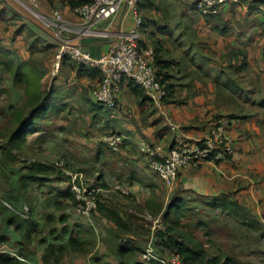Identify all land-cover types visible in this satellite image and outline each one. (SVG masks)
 <instances>
[{"label": "crops", "instance_id": "obj_1", "mask_svg": "<svg viewBox=\"0 0 264 264\" xmlns=\"http://www.w3.org/2000/svg\"><path fill=\"white\" fill-rule=\"evenodd\" d=\"M73 1L76 0H39V12L51 16L53 11H60L67 28L62 37L73 40L94 57L102 56L115 37H80L78 29L81 20L73 11ZM254 1L227 2L216 17L201 15L188 0L142 1L139 4L144 20L141 43L155 46L158 50L161 71L170 86L168 102L158 107L141 89L125 81L116 112L108 109V118L103 119L100 115L103 108L94 105L90 97L92 88L100 82L101 74H97V71L96 76L80 74L77 64L70 61L64 63L62 58H50L43 62L41 68L37 66L45 72L40 81L41 92L52 94L47 120L50 121L52 114L63 111V107L55 101L56 96L63 98L65 102L62 105L73 99L77 110L83 109L91 118L100 119V124L104 126L102 129L107 128L109 134L115 131L109 125L111 117L115 119L117 114L119 117L118 112L120 117L124 112L127 113L128 123L124 125L126 133H122L125 137L123 151L110 162L118 163L119 167L130 172L140 173L142 170L150 173L146 168V160L138 152L139 141H135L134 136L143 138L140 141L160 145L168 150L177 144L178 135L182 138H201L214 120L228 117L231 120L229 134L236 141L233 157L219 162H205L196 169H183L171 187L161 183L158 178L154 180L169 195H183L186 192L210 199L228 196L250 210L260 209V222L264 225V0L259 3ZM132 24V17L121 15L111 31L113 34L118 33L127 30ZM104 25L97 27L103 29ZM39 27L15 4L9 0H0V50L11 51L17 59L29 61L32 56L30 49L39 41L47 46L50 54L56 55L58 45L49 39L50 42L45 40L44 33L49 37L51 33L43 32ZM19 90L24 100L27 97L25 90L23 87ZM62 91L69 94H63ZM73 93L76 95L71 97ZM171 124L178 125L179 131H172ZM105 149L109 150L107 145H104ZM99 156L105 161L109 160L102 152ZM137 174L134 177L140 179ZM89 182L97 185L96 180ZM140 182L136 187H127L131 195L138 194V189L146 190L148 196L158 191L150 180L144 184L146 187L143 186V180ZM115 185L108 184L106 188L101 186L102 203H105L102 197L108 199L111 194L112 199L119 193L114 190ZM131 195H117L107 205L110 202L116 205L118 201V207L130 216L127 210L131 213L133 211L128 206L127 197ZM137 200L133 205L144 204L139 194ZM132 222L133 219H129V226ZM109 226L110 230L95 228L100 239L91 253H71L60 264H91L89 259L100 247V243H103L102 238L116 231L112 221H109ZM42 254L43 251H39L29 264H43ZM11 255L15 256V253ZM109 258H113L112 264H117L115 257ZM93 260L100 264L98 258ZM141 261L142 264H149Z\"/></svg>", "mask_w": 264, "mask_h": 264}, {"label": "rangeland", "instance_id": "obj_2", "mask_svg": "<svg viewBox=\"0 0 264 264\" xmlns=\"http://www.w3.org/2000/svg\"><path fill=\"white\" fill-rule=\"evenodd\" d=\"M2 52L9 53L8 56L0 54V58H4L2 60H8V58L15 60V55L11 51L3 50ZM30 52L32 56L29 61L31 60L30 62L38 67L46 59L55 60L57 55V51L56 55L54 53L50 54L47 46H43L39 41L33 45V49H30ZM27 68L30 69L31 67L27 66ZM20 88L18 84L14 83L13 77L9 75V72L0 66V147L6 144L13 128L16 126V118L13 119V116L21 110L23 102L26 100V97L23 100L22 96H20V92H18ZM64 91H62L63 94H69ZM72 95L70 94L71 97H74L76 93ZM56 97L55 101L59 106L63 107V111L60 114H52L50 121L47 120L43 123V138L35 140L38 134L29 137L24 145L23 152L16 153L19 154L17 159L10 162L7 167L8 172L12 171V178L9 181L15 190H17L18 177L28 173V166L33 161L54 166H56L57 162L64 161V169L57 168V170L62 171L64 175L69 177V172H71L69 174H72V176L80 174L87 180V183L89 180H96L97 185L100 187L102 182L98 180V177L102 175L104 176L103 180L109 186L117 183L124 187H136L138 182L141 180L140 183H142L143 180V186L146 187L144 184L150 180L153 187L158 189V191H153L151 196H148L146 190L138 189L139 197L144 203L143 205H133V202L138 201V194L127 197L128 206L132 207V211L138 212H136L138 216H135L127 210L135 223L134 231L109 232L105 238L111 239L112 234H114L119 236L121 241L132 240L141 248L136 256V260H139L141 264L143 263L141 259L147 262L141 257L150 244L154 247L155 254L159 259H171L174 255H177L176 251L166 247L165 239H161L158 236L160 232H168V227L173 229L170 234L176 236L179 240H185L186 242L190 240L188 244L191 247L194 246V243H200L210 256H230L239 264H264V225L262 224L259 227L255 224L261 223L260 217H262V214L260 209L250 210L246 207L237 211H233L230 208L215 209V207H218L217 203L211 199L198 197L190 193H182L183 195L164 193L154 180L157 178L155 174L152 172L146 173L142 170L140 173L137 172L138 174L130 172V170H123V167H119L118 163L110 162V160H115L118 155L111 152V150H103L104 145L106 147L104 138L107 134L119 133L122 135V133H126L124 125L128 123L127 113L124 112L120 117V112H118L119 117L118 114L115 119L111 117L109 125L115 131L109 134L106 132L107 128L102 129L104 126L100 124V119L91 118L90 114L83 109L77 110L73 99L68 100L66 105H62L65 102L63 98ZM11 104H13V107L9 108ZM112 110L116 112V109ZM100 115L103 119L108 118V109L103 107ZM141 139L143 138H140V136H134L135 141H140ZM97 150L99 153L102 152L109 160L101 159ZM134 174L139 175L140 179L135 178ZM57 178L56 175L49 176L42 182L41 187L39 184L30 185L25 199L20 203H12L13 205L11 204V206H16L15 208L21 214L26 210L25 208L31 210L33 207L39 216L42 213L65 214L71 227L74 224H83L86 227L94 226V228L99 230L111 229L109 220L103 218L104 216L92 213L90 218H87L77 211L78 203H76L77 201L71 190L73 178L71 179L70 177L69 183L60 182ZM1 187L6 189L7 184L0 174V199L3 196ZM60 191H70L74 196V202H71L68 198L60 197ZM117 195H121V193L115 194L112 199H110L111 194L108 199L106 196L102 197V199L107 205L108 201H114ZM177 196L178 199H182L186 209L182 215L173 210L168 220L165 221L168 205ZM231 201L239 205L233 198ZM116 202V205L112 202H110V205L114 204L118 207L120 203ZM54 203H60L61 207L53 205ZM99 204H102L101 201ZM118 210L120 212L125 211L120 207H118ZM27 211L25 214H27ZM4 218V215H0V234L6 235L8 242L0 243V253H16L18 235L15 233L14 227H10L3 222ZM95 236L96 248L100 236H98V233ZM36 241H34L31 249L36 250L37 254L42 248L38 247ZM113 245L114 243H100V247L90 257L89 262L95 264L96 262L93 259L98 258L100 264L114 263L113 258H109H118L113 252L116 247H113ZM106 254L108 257H106ZM148 263L161 264L154 260ZM117 264H119V260Z\"/></svg>", "mask_w": 264, "mask_h": 264}, {"label": "built area", "instance_id": "obj_3", "mask_svg": "<svg viewBox=\"0 0 264 264\" xmlns=\"http://www.w3.org/2000/svg\"><path fill=\"white\" fill-rule=\"evenodd\" d=\"M9 1L38 23L42 28L39 27L40 30L51 33L50 37L45 33L44 35L58 45L56 55L58 60L67 56L78 65L92 66L99 70L101 80L92 92L95 101L113 109L121 94L123 81L127 80L140 87L158 107L163 106L168 90L157 75L155 48L141 43L144 20L139 11V4L143 0H89L73 9L81 20V27L78 29L80 37H115L107 52L100 57L92 56L73 40L62 37L67 28L63 24L64 16L60 11L56 10L51 16H44L39 12V0ZM188 1L201 15L211 17L218 14L225 4L232 0ZM121 15L132 17L133 24L127 30L113 34L111 28ZM104 23L103 29L97 27ZM230 126L231 120L223 116L214 120L201 138H182L178 135V142L171 149L166 150L160 145H153L144 140L139 141L137 147L146 160L148 170L157 175L166 186L171 187L183 169H196L205 162H219L233 157L236 141L229 134ZM170 129L179 131L176 124H171ZM124 140L125 137L118 133H112L104 138L105 144L112 152H120ZM55 165L64 169V161ZM69 173L71 179L73 178L71 190L78 203L77 211L82 216L90 218L98 208L103 188L94 182L87 183L80 174L72 176ZM114 190L126 196L131 195L129 188L120 184L115 185ZM143 259L161 264H184L179 255H174L171 259H159L151 244L146 248Z\"/></svg>", "mask_w": 264, "mask_h": 264}, {"label": "trees", "instance_id": "obj_4", "mask_svg": "<svg viewBox=\"0 0 264 264\" xmlns=\"http://www.w3.org/2000/svg\"><path fill=\"white\" fill-rule=\"evenodd\" d=\"M88 1L89 0L73 1L72 7L74 9L77 6L87 3ZM254 2L259 3L260 0H255ZM221 10L218 12V14L211 17L218 16ZM40 36L42 38L44 37L41 34ZM43 39H45V37ZM45 40L47 42H50L49 40H47V38ZM49 45L52 46L51 43ZM153 47L156 51V67L158 70L157 75L160 78L161 82L165 85V88H167L168 90L167 97L165 98L163 104L165 105L170 98V86L168 85L167 79L166 77H164L163 72L161 71L162 67L161 61L158 56V50L155 46ZM2 51L3 49L0 50V54L8 56V52ZM2 59L4 58H0V66L4 68L5 71L9 72V75H12L15 84H18L19 86L24 88L27 97L21 110L15 116H13V119L16 118V126L13 128V131L10 134L6 144L0 147V174L6 180L7 184L6 189L1 187L3 196L0 199V215H4L5 218L3 222L6 225L14 227V231L18 235L19 239L16 242L18 246L15 256H12V253H0V264H29L37 255L36 250L31 249L34 241L36 240L38 247H41L43 251L41 257L43 264H60L71 253H79L84 255L89 254L96 246L95 235H97V231L95 230L94 226L86 227L83 224H74L71 227L68 224L69 219L65 214L56 215L54 213H42L39 216L35 212L34 207L31 208V210H28L27 208L28 211L25 210L21 214L20 211L15 208L16 206H11L12 203H20L25 199L30 185L39 184V186L41 187L42 182H44V180L51 175H56L58 177L57 180L64 183H69L70 177L64 175L62 171L57 170V167L54 165H47L42 162L33 161L28 166V173L22 174L18 177L17 190H15L10 183L9 180L12 178V171L8 172L7 167L10 162H13L17 159V155L19 154L16 153L23 152L24 145L29 137H33L34 135L38 134V137L35 138V140H40L41 138H43L44 134L42 124L49 117L48 108L50 109L49 102L51 100L52 94L48 93L45 95L41 92L40 81L43 78L45 72L35 66L34 63H31V60L21 61L16 57L15 60L11 58H8V60ZM62 61H64V63H66V61L75 63L67 56H63ZM27 66L31 68L28 69ZM76 66L77 71L80 74L96 76V71L97 74H100L99 70L95 68H88L86 66L78 64ZM125 81L127 80H124L123 83ZM131 83L134 84L133 82ZM97 86L98 85L93 87L91 90V102L94 105L103 108L105 106L95 101V99L93 98L92 92ZM134 86L136 85L134 84ZM136 87L141 89L138 86ZM145 96L147 97L146 94ZM117 106L118 100L116 106L113 109H116ZM12 107L13 105H10L9 108ZM122 151L123 149L120 152L113 153L121 155ZM155 176L158 178L157 175ZM103 177V175L98 177V180L102 182L101 186L106 188L108 184L103 180ZM161 183L163 182L161 181ZM51 193H53V191H51ZM59 194L60 197L68 198V200L74 202V196L70 191H60ZM176 195L181 194L177 193ZM174 198L175 201L172 200L168 205V210L165 215V221L168 220L169 215L173 213V210L174 212H178L182 215L184 210L186 209V206L182 199H178V196ZM211 200L217 203L218 207H215V209L230 208L233 211H237L241 208L245 209L240 204L237 205L236 203H233L228 196H223L221 198ZM53 205L61 207L60 203H54ZM117 210L118 207L114 204L106 205L102 203L98 205V208L93 212V214L99 216L102 215L106 220L112 221L116 227V232H126L131 230L134 231V221L132 222V224L130 223V226L128 224L129 219H132V216H127L125 211L120 212L119 210ZM26 211L27 214H25ZM136 212L137 211H133V214L135 216L137 215ZM255 224L259 227L262 226L261 223ZM167 230L168 232H160L158 236L161 237V239H165L166 247L170 248L173 251H176L177 255L182 258L184 264H239L230 256H210L200 243H194V246L191 247L188 244L190 240L187 242L185 240H179L178 238H176V236L170 234V232L173 230L172 228L167 227ZM102 241L103 243H114L113 247H116L113 252L118 256L117 259L119 260V264H132V262L133 264H141L140 262L136 261V256L140 252L141 248L134 242H132V240L121 241V239H119V236L112 234L111 239L103 237ZM5 242H8V238L6 237V235L0 234V243Z\"/></svg>", "mask_w": 264, "mask_h": 264}]
</instances>
